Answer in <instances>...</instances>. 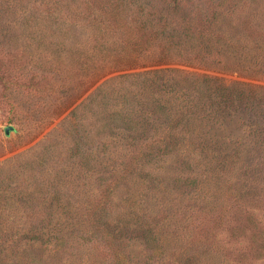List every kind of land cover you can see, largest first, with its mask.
I'll use <instances>...</instances> for the list:
<instances>
[{"label":"rangeland","instance_id":"obj_1","mask_svg":"<svg viewBox=\"0 0 264 264\" xmlns=\"http://www.w3.org/2000/svg\"><path fill=\"white\" fill-rule=\"evenodd\" d=\"M134 1L147 8L152 24H193L195 7L206 5L215 33H225L227 41L211 42L210 57H203L195 40L196 52L190 46L185 55L198 60L189 64L173 58V65L123 67L90 84L101 75L99 63L113 60L128 44H118L109 27L100 30V17L97 28L90 27L104 0H0V264H264V165L245 153L264 144V136L247 144L248 135L225 116L169 133L168 146L156 151L123 146L104 154L87 144L102 136L101 121L119 123L132 135L147 129L130 99L121 98L125 92L116 91L126 82L118 76L163 68L242 85L251 96L253 137L264 126V0ZM176 25L165 28L164 38L180 36L186 44L190 39L172 33ZM128 39L133 49L150 43L137 34ZM77 70L86 82L68 85ZM81 139L83 153L80 145L75 149ZM78 167L91 176L81 180ZM65 174L73 175L72 184L64 183ZM42 180L51 181L47 185L65 207L42 208L41 187H34ZM33 190L32 208L24 204ZM45 213L55 215L54 226L33 232ZM30 215L38 217L30 222ZM43 235L50 241L41 243L48 239Z\"/></svg>","mask_w":264,"mask_h":264},{"label":"trees","instance_id":"obj_2","mask_svg":"<svg viewBox=\"0 0 264 264\" xmlns=\"http://www.w3.org/2000/svg\"><path fill=\"white\" fill-rule=\"evenodd\" d=\"M104 1L106 3L105 6H97L95 11L97 14L94 16L95 18L92 17L89 20L90 27H95V24L98 21L97 19L100 17V22L98 23L100 30L102 27H109L108 30L112 31L118 36V44H124V41H126V44H128L127 48H121L119 55L116 54L114 56H110L113 58V60H111L108 56V59L106 58L105 62L103 59V62L99 63L101 75H99V77L96 79L89 80L90 84L94 83L104 74L115 72L119 69H122L123 67L125 70H128L131 68H136V66H147L152 68L162 64L173 65L176 63L173 61V58L181 59L182 61L178 62L179 64H189V60H198L188 59V57L185 55L189 52L188 47L190 46H192L191 48L194 53L196 52L197 44H195V40L199 41L200 43L198 52L203 57L205 54L210 57L211 53L208 51V48L210 47L211 42L216 43L218 40H220L221 43V41L224 40L226 43L227 41V35L225 33H215L214 26L211 21V18L213 17V11L208 9L209 7L207 8L206 5L203 7H195V10L198 7L199 9L196 11L195 22L193 24H188L182 21L176 25L173 22L165 23L164 21L155 24L148 22L147 17H149V13L147 14V8L137 7L134 0ZM162 1L168 2V0ZM92 2H96V0H92ZM175 8L176 7L172 8L171 11L178 10ZM193 13L190 14L192 15ZM135 22L138 24H135ZM168 25H176L172 30V33L175 34L174 36H179V34H182L183 39L188 38L190 40L185 44L184 41H181V43L178 41L180 40V36L174 37V39L164 38L163 32ZM96 28L97 27H95V29ZM132 29H134V31ZM187 32L191 33V37L185 35ZM132 34H137L138 38L142 39L143 43L145 44L146 41L149 40L150 43L147 44L148 47L143 45L133 49L132 46L129 45L128 41V36ZM228 49L229 46L226 47V45H224L222 51L227 52ZM144 60L146 62L145 65L141 63ZM108 66H116L114 67L116 70L113 68L108 69ZM80 71L77 70L73 73V75L70 77V80L67 82L68 85L70 84V86H74V84L72 85L73 81L71 80H74L73 83L75 84H84L86 82L80 78ZM118 77L119 79L126 80V82H124L119 87V89L116 88V91H118V93L125 92L120 93L121 98H123L125 101L130 99L133 109H136L132 111L139 115V119L137 120L140 121L142 119L144 122H146L147 129L144 128L140 133L132 135L130 132L120 130L119 123L114 124L111 120H107L103 123L101 121L99 133H102V136L98 137V139L93 136L95 137V139L92 140L94 142L88 140L87 144H89V146L94 145V148H99L104 154L106 152L118 151L123 146H125V148L129 151H134L139 147H150V149L152 148L154 151H156V149L166 148L168 146L167 140L170 138L169 133L171 134L178 131L177 133L179 135L183 129L188 127V125H195L193 124L194 121H198L200 124L211 123L212 125V122L216 124L218 120H220V117L223 119L225 116L230 119L229 122L233 123L234 127L237 128L240 133H245L248 135L247 144H251L250 140L252 138L260 140L264 136V126H257L258 131H253L251 133L253 137L250 138L249 129L252 123L249 120L254 114H252V104L250 101L251 96L249 99L246 91L242 89V85L238 87L236 84L226 83V81L221 78L187 73L179 69L171 68L149 69L137 73L123 74ZM88 79L89 78H87V80ZM89 96L82 99L78 105L72 108L67 114V118L68 115H76V109L78 110V108L84 107L85 103L91 100ZM73 99L76 100L77 98H72L69 105L73 103ZM133 99L136 102H134ZM146 108L148 109V112L145 114L142 109ZM70 126H72V124ZM139 126H142V123H139ZM155 126H159V129H155ZM149 133H152L153 135L149 137ZM125 138H128L127 144L122 145V142ZM179 139L183 140L184 136H180ZM80 141L77 142L75 149H77L80 145V151L83 153L86 143L83 141V139ZM229 144L232 143L229 142ZM234 144H237L236 149L239 148L241 151L244 149L241 147L242 145L238 143V139H235ZM247 147L251 146L248 145ZM250 150L251 149H247L245 151L246 158L248 157V152L253 157L257 155L263 162L261 165H264V144L260 145L256 149L254 148L252 151ZM87 156L88 157L85 158L89 159V155ZM69 157L71 159L74 158L70 154ZM79 160L81 159L76 160V162H79ZM60 161L65 162L63 158H61ZM80 163L84 164L82 161H80ZM68 164H72V162H69ZM77 170L78 172H74L81 175V180L82 175L83 178L86 179L91 176V172H84L80 167H78ZM47 174H50V170H48ZM52 176L56 177V174H53ZM72 177V174H65L63 175L62 179H64L65 184L67 182L69 183L70 181L72 184ZM96 180L97 179L94 178L93 184L96 183ZM50 182L51 181L47 180L45 183L42 180L36 181V184H34L36 190L38 186L41 187L37 191L39 203L41 202L42 208L45 207V204L51 206V203H55L58 205L57 207H65L63 204L57 202L58 200L54 198L51 190L52 186L47 185V183ZM9 183H11V181ZM64 188H66V185ZM41 189L42 192L40 191ZM98 189L100 188L97 187V191ZM107 189V187H104L103 191ZM64 191L65 194H67L70 192V187ZM36 193L33 190L31 196L27 198L24 205L28 203V206L33 208L34 201L36 199ZM31 200L32 203H29ZM2 208L3 201L1 202L0 199V209ZM31 210L32 209H29V213ZM45 216L46 219L41 221L39 228L35 229L33 232L41 230V227H45V225L54 226L56 221V219H54L56 218L54 217L55 215L45 213ZM37 217L38 215H30L26 219L32 222L36 220ZM52 219L53 221H51ZM32 224L37 225L38 223L35 221V223ZM1 236L2 233L0 232V241ZM43 237L48 239H44V241L42 240L41 243L50 241L49 236L43 235Z\"/></svg>","mask_w":264,"mask_h":264},{"label":"water","instance_id":"obj_3","mask_svg":"<svg viewBox=\"0 0 264 264\" xmlns=\"http://www.w3.org/2000/svg\"><path fill=\"white\" fill-rule=\"evenodd\" d=\"M7 130H9V128L4 129V133H5V134L7 133Z\"/></svg>","mask_w":264,"mask_h":264}]
</instances>
